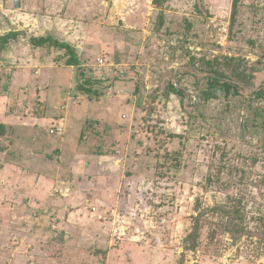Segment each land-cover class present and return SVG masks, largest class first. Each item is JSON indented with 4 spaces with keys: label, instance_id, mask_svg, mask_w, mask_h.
Returning <instances> with one entry per match:
<instances>
[{
    "label": "rangeland",
    "instance_id": "374dc122",
    "mask_svg": "<svg viewBox=\"0 0 264 264\" xmlns=\"http://www.w3.org/2000/svg\"><path fill=\"white\" fill-rule=\"evenodd\" d=\"M18 2L0 0V264H264V242L215 220L180 262L195 207L238 193L207 187L214 145L264 157V0L234 17L232 0H165L160 26L152 0ZM46 35L80 65L32 46ZM213 68L228 86L206 99ZM242 191L255 230L264 195Z\"/></svg>",
    "mask_w": 264,
    "mask_h": 264
},
{
    "label": "trees",
    "instance_id": "16d2710c",
    "mask_svg": "<svg viewBox=\"0 0 264 264\" xmlns=\"http://www.w3.org/2000/svg\"><path fill=\"white\" fill-rule=\"evenodd\" d=\"M164 2L165 0H152V6L159 10V26L163 23L162 5ZM18 4V0H15V5L18 6ZM238 4L239 0H232V17H234L237 13ZM16 35L17 34L13 31L5 34L4 37L1 38V45L5 44L8 39ZM30 41L33 47L41 49L42 55H49L50 51V54L52 55V50H63L64 53L61 56H52L53 59H55V62L62 61L65 66L80 65L76 49L64 40L54 39V36L46 35L32 38ZM229 59L232 61V58H228V61ZM209 64H211V62ZM214 64L218 65L217 60H215ZM235 73L237 75H243V72L241 73V71L238 72L236 70ZM223 75L224 73L222 70L218 68L211 69V75L208 76L207 90L204 93V97L206 99L216 97L217 91L228 86V83L222 79ZM79 89L89 95L92 93L95 95L98 94L95 91L91 92L90 86L85 87L80 85ZM260 90L259 96L264 97V89ZM7 127V125L0 123V135L3 136L6 131H10L9 127ZM214 148L217 149L215 150V155L219 150V158L217 160V164L213 161L209 164L210 169L213 171L207 173L205 176V182L208 184L207 187H217V189H221L223 191L236 187L238 189V193L235 195L227 194V197L223 200L215 201L211 205L208 204L205 207L199 205L195 207L196 215L191 217L190 229L182 239V252L180 254L181 263L183 262L184 255L187 251H191L193 253L198 250L201 245L203 227H206L208 224L209 228H211L210 224L213 220L217 221L215 225L219 226L221 234H226L234 244L239 242L242 237L248 238L249 240L257 238L258 242H264V220H260V218V226L255 227V230H251L252 228H249L247 222L254 216L252 215L249 217V212L243 208L245 205L242 204L244 196L242 190H246L250 185L260 191L261 195H264V173L256 176L258 174L257 172H251L248 169L249 166L263 161L264 157L253 152L249 155H244L240 152L232 153L225 146H219L216 144L214 145ZM230 160L232 162H230ZM262 164H264V162ZM207 216H210L211 218L208 219ZM208 220H210V223ZM210 232V239H213L214 236L218 235L217 232L211 230Z\"/></svg>",
    "mask_w": 264,
    "mask_h": 264
},
{
    "label": "built area",
    "instance_id": "2783aa9c",
    "mask_svg": "<svg viewBox=\"0 0 264 264\" xmlns=\"http://www.w3.org/2000/svg\"><path fill=\"white\" fill-rule=\"evenodd\" d=\"M98 61L99 62H102L103 60L101 59V58H99L98 59ZM62 129H61V127L59 126V127H56V128H54V129H50V131H51V133H56L57 131H61Z\"/></svg>",
    "mask_w": 264,
    "mask_h": 264
}]
</instances>
